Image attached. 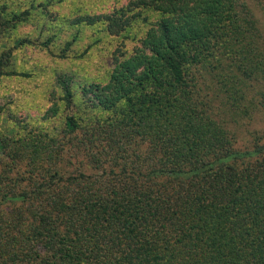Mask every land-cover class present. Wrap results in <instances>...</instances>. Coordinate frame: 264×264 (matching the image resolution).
<instances>
[{
    "label": "trees",
    "instance_id": "1",
    "mask_svg": "<svg viewBox=\"0 0 264 264\" xmlns=\"http://www.w3.org/2000/svg\"><path fill=\"white\" fill-rule=\"evenodd\" d=\"M35 1L0 0V81L23 75ZM189 3L78 19L120 34L134 10L160 13L58 136L0 132V264H264V128L242 144L235 128L264 118V31L245 0ZM56 82L74 109L73 77Z\"/></svg>",
    "mask_w": 264,
    "mask_h": 264
},
{
    "label": "rangeland",
    "instance_id": "2",
    "mask_svg": "<svg viewBox=\"0 0 264 264\" xmlns=\"http://www.w3.org/2000/svg\"><path fill=\"white\" fill-rule=\"evenodd\" d=\"M20 1L22 5L30 6L32 0ZM39 1L34 2L37 6L35 17L17 30L19 37H29L35 43L16 51L21 68L17 69L23 75L8 76L0 81V105L6 111L0 120L1 133L17 131L19 125L28 123L35 130L58 136L65 128L66 116L78 105L85 106L81 99L83 89L108 81L113 53H130L134 47H141L147 31L160 18L159 11L152 7L139 8L131 12L135 13V18L126 30L110 34L101 21L89 25L79 23L78 19L111 13L131 0H43L41 4ZM183 1H190L189 8H184L188 13L190 10L192 14H198L199 0ZM245 1L264 31V0ZM176 20H179L178 16ZM49 38L47 46H43ZM62 73L74 80L76 106L72 110L63 104L56 82V77ZM97 114L100 119L106 116L103 111L97 110ZM235 128L238 143L242 144L251 138L253 130L264 128V118L256 115L253 120L239 119Z\"/></svg>",
    "mask_w": 264,
    "mask_h": 264
}]
</instances>
